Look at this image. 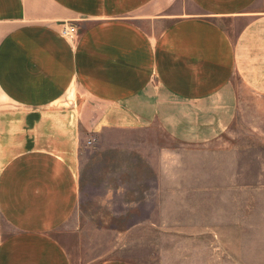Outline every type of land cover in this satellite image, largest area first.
Listing matches in <instances>:
<instances>
[{
    "label": "crops",
    "instance_id": "0c3cea01",
    "mask_svg": "<svg viewBox=\"0 0 264 264\" xmlns=\"http://www.w3.org/2000/svg\"><path fill=\"white\" fill-rule=\"evenodd\" d=\"M242 89L264 99V0H0V264H142L76 252L85 148L155 128L105 201L209 195L208 166L239 182Z\"/></svg>",
    "mask_w": 264,
    "mask_h": 264
},
{
    "label": "rangeland",
    "instance_id": "374dc122",
    "mask_svg": "<svg viewBox=\"0 0 264 264\" xmlns=\"http://www.w3.org/2000/svg\"><path fill=\"white\" fill-rule=\"evenodd\" d=\"M242 90L238 116L218 142L236 145L239 182L227 181L231 170L223 166L225 153L216 155L222 166L217 171L208 166L209 195L115 200V191L109 190L105 201L106 178L117 182L123 177L120 165L137 158L121 152L125 147L119 143L132 148L133 138L159 135L155 128L108 131L85 148L82 201L69 224L83 239L74 240L80 257H126L142 264H264V99Z\"/></svg>",
    "mask_w": 264,
    "mask_h": 264
},
{
    "label": "built area",
    "instance_id": "2783aa9c",
    "mask_svg": "<svg viewBox=\"0 0 264 264\" xmlns=\"http://www.w3.org/2000/svg\"><path fill=\"white\" fill-rule=\"evenodd\" d=\"M70 31H74V28H73V27L70 28ZM63 32H64V34H65V33H68V30L65 28V29L63 30Z\"/></svg>",
    "mask_w": 264,
    "mask_h": 264
}]
</instances>
